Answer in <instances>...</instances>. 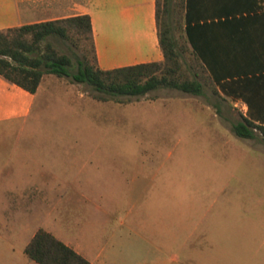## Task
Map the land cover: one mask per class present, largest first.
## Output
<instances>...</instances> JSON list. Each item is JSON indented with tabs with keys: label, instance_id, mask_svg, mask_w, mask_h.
I'll return each mask as SVG.
<instances>
[{
	"label": "rangeland",
	"instance_id": "374dc122",
	"mask_svg": "<svg viewBox=\"0 0 264 264\" xmlns=\"http://www.w3.org/2000/svg\"><path fill=\"white\" fill-rule=\"evenodd\" d=\"M78 38L51 40L75 62ZM96 94L45 73L30 113L0 121V231L27 215L14 246L43 228L106 264H264V135L234 133L241 105L209 85Z\"/></svg>",
	"mask_w": 264,
	"mask_h": 264
},
{
	"label": "crops",
	"instance_id": "0c3cea01",
	"mask_svg": "<svg viewBox=\"0 0 264 264\" xmlns=\"http://www.w3.org/2000/svg\"><path fill=\"white\" fill-rule=\"evenodd\" d=\"M185 12L196 52L213 78L226 81L264 74V0H185ZM81 14L90 16L101 69L163 59L155 0H0V29ZM39 88L40 84L38 91ZM217 89L223 94L218 86ZM37 90L31 94L0 75V121L27 116ZM258 96L249 107L242 99L233 100L241 105L244 114L249 110L255 122L263 124L264 102L260 96H264V89ZM26 217L25 209L23 216L8 210L4 231H0V264H29L24 247L30 239L21 248L12 242L26 235ZM74 250L89 264L107 263L101 252L91 258L84 251Z\"/></svg>",
	"mask_w": 264,
	"mask_h": 264
},
{
	"label": "trees",
	"instance_id": "16d2710c",
	"mask_svg": "<svg viewBox=\"0 0 264 264\" xmlns=\"http://www.w3.org/2000/svg\"><path fill=\"white\" fill-rule=\"evenodd\" d=\"M181 19L185 34L182 41L176 36ZM155 20L163 59L112 69H101L97 64L88 14L0 29V75L31 94L36 92L43 74L50 73L88 84L101 100L125 102L120 97H140L160 87L201 95L204 85H209L214 93H219L218 86L225 96L242 99L248 107L251 101H257L264 89V74L226 81L209 74L196 52L185 0H155ZM81 33L89 42L91 57L82 48L75 62L70 55L59 52L51 40H65L79 47ZM260 97L264 102V96ZM255 121L248 110L232 125V130L243 138H253L255 129L264 135V119L263 124ZM24 252L38 264H89L85 257L43 228L35 231Z\"/></svg>",
	"mask_w": 264,
	"mask_h": 264
}]
</instances>
